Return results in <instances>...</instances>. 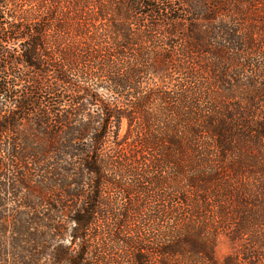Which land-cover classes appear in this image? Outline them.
Instances as JSON below:
<instances>
[{
  "label": "trees",
  "instance_id": "trees-1",
  "mask_svg": "<svg viewBox=\"0 0 264 264\" xmlns=\"http://www.w3.org/2000/svg\"><path fill=\"white\" fill-rule=\"evenodd\" d=\"M0 264H264V0H0Z\"/></svg>",
  "mask_w": 264,
  "mask_h": 264
},
{
  "label": "rangeland",
  "instance_id": "rangeland-1",
  "mask_svg": "<svg viewBox=\"0 0 264 264\" xmlns=\"http://www.w3.org/2000/svg\"><path fill=\"white\" fill-rule=\"evenodd\" d=\"M234 250L235 246L230 242V240L225 235H221L215 247V258L222 261Z\"/></svg>",
  "mask_w": 264,
  "mask_h": 264
}]
</instances>
